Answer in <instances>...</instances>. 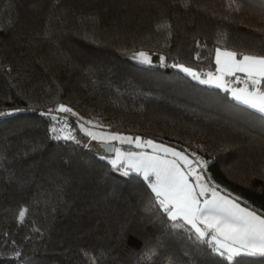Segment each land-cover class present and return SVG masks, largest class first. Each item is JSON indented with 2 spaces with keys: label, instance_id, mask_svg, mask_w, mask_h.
Returning a JSON list of instances; mask_svg holds the SVG:
<instances>
[{
  "label": "trees",
  "instance_id": "trees-1",
  "mask_svg": "<svg viewBox=\"0 0 264 264\" xmlns=\"http://www.w3.org/2000/svg\"><path fill=\"white\" fill-rule=\"evenodd\" d=\"M229 3L0 0V112H11L0 116V264H92L85 252L96 264H226L153 208L141 178L101 159L75 117L76 139L54 140L41 113L64 104L195 152L212 181L264 211V113L172 67L215 72L216 47L264 48V0H234L239 12ZM164 22L170 35L157 30ZM138 51L152 63L134 59Z\"/></svg>",
  "mask_w": 264,
  "mask_h": 264
},
{
  "label": "snow or ice",
  "instance_id": "snow-or-ice-1",
  "mask_svg": "<svg viewBox=\"0 0 264 264\" xmlns=\"http://www.w3.org/2000/svg\"><path fill=\"white\" fill-rule=\"evenodd\" d=\"M230 0L228 10L239 12L240 7L233 6ZM187 7V0H184ZM264 19V16H262ZM158 31H168L171 25L164 22L157 26ZM223 42V37L218 43ZM199 46V42H197ZM133 58L141 63L151 64L148 52L138 51ZM197 54V59H199ZM215 73L204 74L192 67L174 63L172 67L198 80L202 84H215L225 91H231L232 96L245 105L264 113V48H250L247 51L230 50L227 47L214 49ZM160 64L165 66V57L160 56ZM226 77L234 78L242 88H229L231 82ZM19 111V110H17ZM65 114L61 116L60 114ZM11 115V112H0V116ZM47 116L52 124L49 131L54 140H75L69 127L68 117L84 120L71 107L59 104L41 113ZM60 124L62 127H57ZM86 125L99 127L91 120L79 124L90 140L101 143L105 150L113 154L108 160L112 169L124 176L135 174L150 190V202L153 208L166 216L174 228L186 229L195 240L208 245L210 251L226 261V264H242L238 258H249L243 264H264V211L252 207L239 196L222 189L206 175L208 161L203 160L195 152L186 154V150L178 151L164 143L152 139H143L139 135H123L120 133H96ZM79 143V141H76ZM120 145L134 146L140 151H125ZM150 149V151H149ZM106 157H101L105 159ZM29 209L22 207L17 216L23 223ZM39 231V229H37ZM153 250L145 259L156 255ZM21 253L15 251L18 259ZM86 258L96 264V257L84 253Z\"/></svg>",
  "mask_w": 264,
  "mask_h": 264
},
{
  "label": "rangeland",
  "instance_id": "rangeland-1",
  "mask_svg": "<svg viewBox=\"0 0 264 264\" xmlns=\"http://www.w3.org/2000/svg\"><path fill=\"white\" fill-rule=\"evenodd\" d=\"M137 60V59H136ZM138 61V60H137ZM200 73V72H199ZM207 72H205V73H201V78L202 79H204V78H206V76L204 75V74H206ZM213 73H215V72H213ZM211 85H215V84H211ZM76 119H77V117H75ZM78 120V119H77ZM86 120H91L92 122H93V124H98V125H100L99 127H92L91 125H86V127H88V128H90L92 131H94V132H96V133H98V134H100V133H120V134H123V135H131V136H133L131 133H126V132H123V131H117V130H111V129H109V128H107L106 126H104V125H102V124H100V123H98V122H96V121H94V120H92V119H84V120H82V121H79V123H83L84 121H86ZM59 127H62V125H60L59 124ZM58 127V128H59ZM134 137V136H133ZM155 141V140H154ZM157 143H161V142H158V141H156ZM117 147H121L123 150H125V151H140V149H135V148H129V149H125V148H123L118 142H113ZM95 147H97L100 151H101V153L105 156V157H107L108 159H111L112 158V155L113 154H110V153H108L103 147H102V145H101V143L100 142H98V141H94V144H93ZM166 145V144H165ZM168 146V145H167ZM170 147V146H169ZM177 150V149H176ZM149 151H150V149H149Z\"/></svg>",
  "mask_w": 264,
  "mask_h": 264
},
{
  "label": "crops",
  "instance_id": "crops-1",
  "mask_svg": "<svg viewBox=\"0 0 264 264\" xmlns=\"http://www.w3.org/2000/svg\"><path fill=\"white\" fill-rule=\"evenodd\" d=\"M225 79H227V77L225 78ZM227 80H229V79H227ZM229 81H231L229 84H228V87L231 89V88H237V87H239V88H242V87H244V85L241 83V84H236L235 82H234V78L232 79V80H229ZM230 93H231V91H230ZM232 95V94H231Z\"/></svg>",
  "mask_w": 264,
  "mask_h": 264
},
{
  "label": "built area",
  "instance_id": "built-area-1",
  "mask_svg": "<svg viewBox=\"0 0 264 264\" xmlns=\"http://www.w3.org/2000/svg\"><path fill=\"white\" fill-rule=\"evenodd\" d=\"M60 115H61V116H64L65 114L61 113Z\"/></svg>",
  "mask_w": 264,
  "mask_h": 264
},
{
  "label": "water",
  "instance_id": "water-1",
  "mask_svg": "<svg viewBox=\"0 0 264 264\" xmlns=\"http://www.w3.org/2000/svg\"><path fill=\"white\" fill-rule=\"evenodd\" d=\"M103 147V146H102ZM105 149V147H103Z\"/></svg>",
  "mask_w": 264,
  "mask_h": 264
}]
</instances>
